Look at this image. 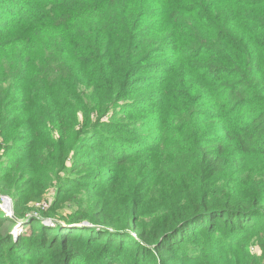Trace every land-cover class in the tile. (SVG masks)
I'll use <instances>...</instances> for the list:
<instances>
[{
  "label": "trees",
  "instance_id": "1",
  "mask_svg": "<svg viewBox=\"0 0 264 264\" xmlns=\"http://www.w3.org/2000/svg\"><path fill=\"white\" fill-rule=\"evenodd\" d=\"M129 1L0 0V264H264V0Z\"/></svg>",
  "mask_w": 264,
  "mask_h": 264
},
{
  "label": "rangeland",
  "instance_id": "2",
  "mask_svg": "<svg viewBox=\"0 0 264 264\" xmlns=\"http://www.w3.org/2000/svg\"><path fill=\"white\" fill-rule=\"evenodd\" d=\"M142 0H130L129 4L136 2V3H140ZM154 0H148V3H151ZM219 0H214L212 2H218ZM153 11H156V9H153ZM91 13L93 15L97 14V11H91ZM76 22L79 24H85V18L83 17V14L81 13H76V16L71 17V20H75ZM70 21V19H69ZM68 23V22H67ZM150 24H153V26H157L156 30V39H160L162 37V33L161 30L159 29V24L158 21H152L149 22ZM165 24V23H164ZM63 25V21H59L56 24H52V23H48L46 25V29H41V32L44 33V35L48 38H50V35L53 34L55 37H57V40L59 41L58 35L61 34V31H65V28L62 29H58L59 26ZM34 27L38 28L35 32H33L29 37H31L33 40L36 38L32 37L34 34L38 33V30L41 28V25H35ZM55 27V28H53ZM28 38V37H27ZM61 43V42H60ZM61 46L64 48V50L66 52H68V50H70L68 47H66L63 43H61ZM70 56V53H69ZM78 63H80L79 60H77ZM2 191V189H0ZM54 194H55V190L53 189L50 193H48V195H46L43 200L40 203H30L28 205V207H22L20 208L19 211L21 210H25V212H27L28 210H38L40 211L38 208L42 209L41 212L47 211L49 209H51L50 207H52L53 201H54ZM79 196V195H78ZM14 207H15V203L14 200L12 199V197L9 194H2L0 192V216L1 217H5L8 216V218H11L12 220L15 219V211H14ZM29 208V209H28ZM74 212V209L71 206H67V207H60L57 211L56 216L58 217H63L66 218L67 216H70L72 213ZM34 213L32 212H27V214L25 215L26 219L25 220H19L17 222V225L14 227L12 234L13 235H20V234H24L27 233V223L30 221L29 216H41L40 214H36L33 215ZM44 223L45 222H53V219H43L42 220ZM49 222V224H50ZM54 224V222H53ZM85 225H87V222L84 223ZM55 226V224H54ZM259 248L258 246L256 247H251L250 248V253L253 255H258L259 254Z\"/></svg>",
  "mask_w": 264,
  "mask_h": 264
},
{
  "label": "built area",
  "instance_id": "3",
  "mask_svg": "<svg viewBox=\"0 0 264 264\" xmlns=\"http://www.w3.org/2000/svg\"><path fill=\"white\" fill-rule=\"evenodd\" d=\"M8 217V216H7ZM50 222V221H49ZM49 222H45L47 225H49V226H54V224H53V222H50V224H49Z\"/></svg>",
  "mask_w": 264,
  "mask_h": 264
}]
</instances>
